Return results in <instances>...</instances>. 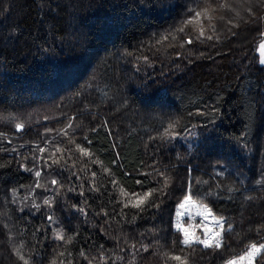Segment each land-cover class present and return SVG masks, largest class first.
I'll return each instance as SVG.
<instances>
[{
	"label": "trees",
	"instance_id": "1",
	"mask_svg": "<svg viewBox=\"0 0 264 264\" xmlns=\"http://www.w3.org/2000/svg\"><path fill=\"white\" fill-rule=\"evenodd\" d=\"M263 40L264 0H0V264H227L264 243ZM152 189L159 208L132 207ZM187 197L219 248L181 243Z\"/></svg>",
	"mask_w": 264,
	"mask_h": 264
},
{
	"label": "snow or ice",
	"instance_id": "2",
	"mask_svg": "<svg viewBox=\"0 0 264 264\" xmlns=\"http://www.w3.org/2000/svg\"><path fill=\"white\" fill-rule=\"evenodd\" d=\"M189 11H194V10L190 9ZM248 11H251V9H248ZM194 15L196 17H199L201 14L199 12H194ZM188 23L190 24L191 23V20H189ZM229 23H231V22H229ZM177 31L180 32V33H183L184 32V28L183 27H180L179 29H177ZM203 35H204L203 30H201L200 36L203 37ZM199 38L200 37H197V39H199ZM164 39L166 40V39H168V37H164ZM207 39H212V37L211 36H208ZM186 42L188 44H191L192 43V39L189 38V39L186 40ZM145 59H147V58L145 57ZM22 127H23V125H18L17 126L18 129L19 128H22ZM69 127H71V125H69ZM2 135H3V133H0V136H2ZM84 139L87 141V143L91 144V141L90 140H87V137H85ZM77 148L79 149V151L84 156H90L91 155V153L88 150H86L85 148L80 147L79 145H77ZM40 151L43 152L44 149L41 148ZM25 170L31 171V169H27V168ZM73 174H75V173H73ZM95 175H96V173L93 172L92 173V176L94 177ZM160 175L162 176L163 173H160ZM35 176L36 177H40L41 176V172L39 170L35 171ZM261 182H264V181H261ZM113 183H115V181H113ZM137 183H140V181H137ZM57 184H58V181L56 179L51 180V185L56 186ZM60 186L63 187V185H60ZM36 187H40L39 183H37ZM69 190L70 191H75L74 188H70ZM95 190L96 191H99V189H95ZM12 191L13 192H16L17 190L16 189H13ZM157 191H158L157 189L149 190L143 196H140V194H138V193H132L131 195L137 197L136 201L132 203V207L137 208V209H141L142 205H144L146 202H149V197H153L154 194L157 193ZM81 195H83L82 192H81ZM158 198L159 197L157 196L156 199H158ZM156 199L151 200L149 203H150V206L151 207L159 208V204L156 202ZM249 199H251V197H249ZM12 202L15 203L16 201L13 200ZM50 203H51L50 200H48V199H45L44 200V204L48 205ZM181 206H183V205H181ZM125 207H127V205H125ZM78 210L80 212H83L84 211L83 208H80ZM21 211H23V209H21ZM97 214H99V213H97ZM105 215L107 216V213L106 212H105ZM47 219L49 221H51L52 220V217L49 216V217H47ZM218 223H219V226H220L221 231H217L211 237H208V238L202 239V240L199 239V238H196L195 241H194L192 238L189 237L187 230H184V239L181 241V243L184 244V245H186V246H189V247L195 242V243H198V244L203 245L205 248H219L221 246V243H220V240L217 239V237H220L221 236V232L224 230V224L221 223V222H219V221H218ZM177 227L179 228V225ZM228 230H231V225L228 226ZM209 231H211V230H209ZM59 239L60 240H64L65 237L61 235V236H59ZM132 247H135V245H133ZM141 248L144 251H147L148 250V246L147 245H141ZM251 249H252V251L248 253V256L249 257L253 256L256 253H259L262 249H264V243L259 244V245L253 243V244H251ZM139 250L140 249H137V251H139ZM79 254L82 257H84L85 259H87V256L85 255V253L83 251H80ZM61 255H63V254L61 253ZM19 258L21 260H24V256L23 255H20ZM172 259L180 260L181 257L180 256H174V257H172ZM241 259H243V257H241ZM25 264H27V261H25ZM89 264H91V261H89ZM229 264H235V261H230Z\"/></svg>",
	"mask_w": 264,
	"mask_h": 264
},
{
	"label": "rangeland",
	"instance_id": "3",
	"mask_svg": "<svg viewBox=\"0 0 264 264\" xmlns=\"http://www.w3.org/2000/svg\"><path fill=\"white\" fill-rule=\"evenodd\" d=\"M259 53L264 64V40L259 44ZM183 205V206H181ZM187 220V222H185ZM219 222L221 219L215 217L207 208L202 207L191 198L187 197L177 209V226L182 230H187L190 238L195 240L206 239L214 235L217 231H221ZM211 230V231H209ZM219 240L220 237H217ZM255 255V254H254ZM253 256L248 254L236 260V264H253ZM229 264V263H227Z\"/></svg>",
	"mask_w": 264,
	"mask_h": 264
}]
</instances>
